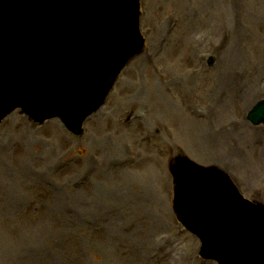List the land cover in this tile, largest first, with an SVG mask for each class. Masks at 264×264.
Wrapping results in <instances>:
<instances>
[{
	"label": "rangeland",
	"instance_id": "1",
	"mask_svg": "<svg viewBox=\"0 0 264 264\" xmlns=\"http://www.w3.org/2000/svg\"><path fill=\"white\" fill-rule=\"evenodd\" d=\"M141 11L146 49L83 137L20 111L0 126V264H217L173 211L179 153L264 203V125L247 120L264 100V0H141Z\"/></svg>",
	"mask_w": 264,
	"mask_h": 264
},
{
	"label": "water",
	"instance_id": "2",
	"mask_svg": "<svg viewBox=\"0 0 264 264\" xmlns=\"http://www.w3.org/2000/svg\"><path fill=\"white\" fill-rule=\"evenodd\" d=\"M138 9L139 0H0V122L22 107L36 122L59 116L81 134L84 120L143 47ZM250 118L264 121V103ZM176 161L175 210L202 238L203 254H217L206 251L217 241L209 236L211 223L233 221L257 240L254 263L264 264V234L257 228L264 208L244 200L221 171L185 157Z\"/></svg>",
	"mask_w": 264,
	"mask_h": 264
},
{
	"label": "bare ground",
	"instance_id": "3",
	"mask_svg": "<svg viewBox=\"0 0 264 264\" xmlns=\"http://www.w3.org/2000/svg\"><path fill=\"white\" fill-rule=\"evenodd\" d=\"M229 11V8H226V12ZM243 34L244 32L240 33V37L239 38H242L243 37ZM230 67L228 64L225 65L224 68L220 69L219 72H215V79L213 80L215 82V84H218V86H222L223 85V82H227L231 79V76L230 77H227L229 76L230 74H228V71H230ZM235 77V76H234ZM236 78V77H235ZM138 95H141V93H139ZM185 95V93H184ZM137 99H139V97H137ZM189 113H190V116L192 118L193 121L197 122V120H194V116H195V113L194 111L192 110V107L189 105ZM225 112L224 114H227V111H228V105L226 104L225 105ZM196 119V118H195ZM202 120V119H201ZM199 120L198 122H200L201 124H205V121H201ZM201 133L203 135H201L204 139L206 140H209V142H211V140L213 139L212 135L211 134H208V132L206 130H201Z\"/></svg>",
	"mask_w": 264,
	"mask_h": 264
}]
</instances>
